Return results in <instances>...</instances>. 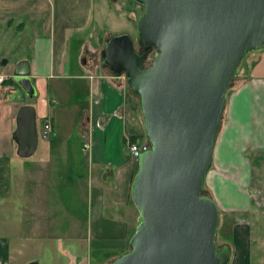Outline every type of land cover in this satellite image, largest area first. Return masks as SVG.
Wrapping results in <instances>:
<instances>
[{
	"label": "crops",
	"instance_id": "0c3cea01",
	"mask_svg": "<svg viewBox=\"0 0 264 264\" xmlns=\"http://www.w3.org/2000/svg\"><path fill=\"white\" fill-rule=\"evenodd\" d=\"M107 1L0 0V49L7 33H23V17L34 21L31 31L25 27L28 51L13 61L0 55V75L26 60L35 88L28 99L14 84L0 86V264H109L128 249L138 212L130 197L137 165L126 142L145 137L124 75L88 58L116 34L106 30L102 41L94 39L104 22L115 20L112 13L131 21L127 2L109 0L108 7ZM258 54L225 103L203 180L222 216L227 264H264V60ZM23 104L33 106L37 131L44 119L52 126L27 158L17 156L10 137ZM73 128L75 140L68 135ZM55 177L63 187L54 188ZM51 191L71 218L63 227L54 221Z\"/></svg>",
	"mask_w": 264,
	"mask_h": 264
},
{
	"label": "water",
	"instance_id": "95a60500",
	"mask_svg": "<svg viewBox=\"0 0 264 264\" xmlns=\"http://www.w3.org/2000/svg\"><path fill=\"white\" fill-rule=\"evenodd\" d=\"M133 1L141 6L134 43L153 49L150 64L143 66L146 54L126 32L108 37L99 53L137 96L149 144L130 184L136 227L110 264H227V246L215 241L217 205L200 190L230 80L248 52L264 48V0ZM11 79L33 98L26 60L15 63ZM14 122L16 154L27 158L37 144L33 106H19Z\"/></svg>",
	"mask_w": 264,
	"mask_h": 264
},
{
	"label": "rangeland",
	"instance_id": "374dc122",
	"mask_svg": "<svg viewBox=\"0 0 264 264\" xmlns=\"http://www.w3.org/2000/svg\"><path fill=\"white\" fill-rule=\"evenodd\" d=\"M108 1H107L108 7L112 6V3L110 1L109 2ZM114 1H116V0H114ZM119 2H127L128 3L129 6H126V8L127 7L131 8V21H129V22L127 21V18L125 17V13L123 15H117L116 13H112V16L115 17L114 18L115 20L113 22H110V23L109 22H104L102 27L100 29L96 30L95 35H94V39H97L98 41L99 40L102 41V37H103L102 35H103V33L106 30H110V31H112L113 33H116V34L117 33H121L120 31L123 30V31H126V33L130 34V36H131V38L133 40V43H134L135 22H136L137 17L141 13V6L139 4H137L136 2H134L133 0H119ZM96 7H98L97 2H96ZM120 8L124 10L123 6H121ZM21 22L23 23L22 25L24 26L23 29H22L23 33L16 34V32H14V31H11V32L7 33V39H6V42H5L6 45L3 48L0 49V55L4 56L8 61H13V57L15 55H17L18 53H20L21 51H25V52L28 51L27 43H28V40H29L28 38L30 36L29 35L30 32L25 31V27H29V29L31 28L30 29V31H31L32 30V26H33L32 23H34V21L32 23L28 22L27 19L25 17H23L21 19ZM101 46H102V44L100 43L99 46H97V48L91 53V55H89L90 57H88V56L87 57L89 59L94 58L96 61L99 62L98 52H99V48H101ZM134 46H135V49L137 50V46H136L135 43H134ZM261 52L258 54L256 51H250L239 62L238 66H237V70H236L234 76L231 78L230 83H229L228 88H227V91H226V94H225V99H224L223 109H222L221 119H220L221 123L219 125L218 132H219L220 127L223 124V121H225V118H224V106H225V103L228 102L227 100L233 94V92L239 86H241L242 83L245 82V80L247 78V75H248V70H249L251 64L253 63V61L256 59V55L258 54L259 57H263L262 60H264V51H261ZM153 55H154V51L151 48L146 53L145 62H144L143 66H147V65L150 64V61H151ZM258 70L259 69H256V72ZM4 86H6V85H4ZM36 125L38 127V122H37ZM71 133H72L71 137L73 138V140L77 139V136H79V133L74 128L71 129V131L70 130L68 131V135H71ZM38 138L41 139L39 136H38ZM69 146L71 147V145H69ZM78 163L80 165H82L83 162L81 160V163L80 162H78ZM60 165L64 166V167L60 166V169L61 168L62 169L65 168V165H64L63 162ZM58 175H60V174H58ZM60 182H61L60 178L57 177V179H56V177H55V182H53L54 188L58 189L59 187H63L64 184H62V182L61 183ZM200 193L202 195L208 196L207 195L208 191H207L206 183L202 184ZM66 194H68V193H66ZM47 198L51 200V204L52 205H55V210H57V214L60 213L58 216H57V214L55 215V220L54 221L56 223L60 222L61 226H62V225H65L68 220H71V218H67V210H65V207H63V205L60 204L59 201H60L61 198L59 196H57L55 194V192L51 191L50 194L48 193ZM58 204L60 205L61 209L58 207ZM221 217L222 216H221L220 210H219L218 226H217L216 238H215L217 246H221V245L225 244L224 237L226 236L225 235L226 233H225V229H224L223 224H221V220H222ZM63 222L65 224H63Z\"/></svg>",
	"mask_w": 264,
	"mask_h": 264
},
{
	"label": "built area",
	"instance_id": "2783aa9c",
	"mask_svg": "<svg viewBox=\"0 0 264 264\" xmlns=\"http://www.w3.org/2000/svg\"><path fill=\"white\" fill-rule=\"evenodd\" d=\"M8 78H11V75L8 76L0 75V86H3V82ZM51 131H52V126L50 121L48 119H44L42 121L41 127L37 131V136L47 137L51 133ZM126 147L130 156L136 160L142 152L148 150L149 144L146 138H143L142 140H133V141L127 140Z\"/></svg>",
	"mask_w": 264,
	"mask_h": 264
},
{
	"label": "flooded vegetation",
	"instance_id": "af4514ba",
	"mask_svg": "<svg viewBox=\"0 0 264 264\" xmlns=\"http://www.w3.org/2000/svg\"><path fill=\"white\" fill-rule=\"evenodd\" d=\"M137 46V45H136ZM134 49H135V46L133 45ZM151 49V48H148L146 50H143L140 46H137V50L135 49L136 52L138 53H142V54H146L148 52V50ZM102 50V49H101ZM100 50V51H101ZM100 53V52H99Z\"/></svg>",
	"mask_w": 264,
	"mask_h": 264
},
{
	"label": "trees",
	"instance_id": "16d2710c",
	"mask_svg": "<svg viewBox=\"0 0 264 264\" xmlns=\"http://www.w3.org/2000/svg\"><path fill=\"white\" fill-rule=\"evenodd\" d=\"M3 84H14L11 78L6 79ZM15 85V84H14ZM16 86V85H15Z\"/></svg>",
	"mask_w": 264,
	"mask_h": 264
}]
</instances>
